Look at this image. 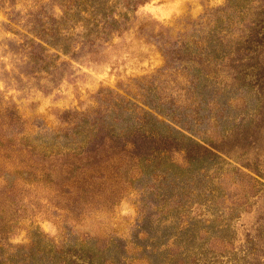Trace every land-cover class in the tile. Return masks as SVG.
<instances>
[{"label": "rangeland", "instance_id": "rangeland-1", "mask_svg": "<svg viewBox=\"0 0 264 264\" xmlns=\"http://www.w3.org/2000/svg\"><path fill=\"white\" fill-rule=\"evenodd\" d=\"M0 264H264V0H0Z\"/></svg>", "mask_w": 264, "mask_h": 264}]
</instances>
